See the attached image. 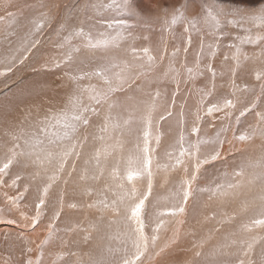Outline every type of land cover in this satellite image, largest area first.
I'll list each match as a JSON object with an SVG mask.
<instances>
[{"label":"snow or ice","instance_id":"snow-or-ice-1","mask_svg":"<svg viewBox=\"0 0 264 264\" xmlns=\"http://www.w3.org/2000/svg\"><path fill=\"white\" fill-rule=\"evenodd\" d=\"M199 2L200 12L189 16L188 0L171 11L164 7L161 15L144 13L136 7V0H68L59 16L42 11L29 21L31 27L18 38L17 46L8 42L10 54L0 60V77L5 78L40 61L41 46L51 37L42 40L38 36L55 21L52 30L58 39L53 48L58 55L50 56L41 66L61 75L51 82L33 81L0 99V185L12 166L32 169L30 179L43 182L37 189L35 215L30 218L33 230L48 207L50 189L61 181L66 185L65 177L78 176L83 185L81 195L92 198L82 207L98 213L87 228L71 222L64 229L57 228L65 207L61 190L47 234L36 245L39 255L35 260L28 257L23 264H43L44 248L53 240H59L61 248L72 245L76 250L50 254L52 264H143L142 257L153 258L150 249L159 256L178 242L180 230L176 229L165 246L155 251L168 217L185 215L190 199L206 195L208 203L216 201L219 209L242 189L255 194L238 210L219 213L218 219L216 211L205 216V221L216 220V226L195 240L188 249L191 256L178 264H264V2ZM30 7L45 9L48 5L41 0ZM157 24L161 33L157 46L138 47L137 40H150L142 33L154 31ZM0 25L6 35H16L10 31L13 26L22 27L13 12L0 16ZM177 26L183 29L179 34ZM168 37L174 44L171 50ZM194 37L198 47L189 65ZM223 40L229 43L225 45ZM246 45L256 50L248 52ZM222 48L228 50L218 71L213 61ZM165 61L164 71L157 72ZM248 61L260 64L252 70L256 83H238L248 75L241 73ZM218 77H227V92L224 84L217 83ZM200 78L205 83L197 87ZM169 83L174 86L170 94L167 87H161ZM61 90L65 102L55 108L56 93ZM240 93L246 94L243 99ZM178 95H183V102L176 111ZM191 97H195L194 108L188 107ZM217 113L221 115L214 117ZM253 113L255 123L239 131L242 118ZM209 117L220 121L210 136L203 127L214 126ZM173 118L177 134L162 148L160 122ZM256 138L261 140L256 146L258 155L239 150V163L231 171L225 167L201 186L204 166L221 161L226 143L231 149L233 141L251 143ZM161 168L182 169L183 175L168 196L153 201L154 175ZM21 179L16 175L10 186L15 187ZM140 183L144 186H138ZM5 196L18 208L24 192ZM67 206L76 209L78 204ZM21 216L29 219L23 212ZM225 226L228 230L211 244ZM149 228L151 235L146 232ZM61 231L84 235L68 241L58 235ZM93 233L98 241L94 245ZM83 246H89L88 250L83 251ZM26 252L31 253L32 248ZM5 264L21 262L7 257Z\"/></svg>","mask_w":264,"mask_h":264},{"label":"bare ground","instance_id":"bare-ground-1","mask_svg":"<svg viewBox=\"0 0 264 264\" xmlns=\"http://www.w3.org/2000/svg\"><path fill=\"white\" fill-rule=\"evenodd\" d=\"M41 0H0V16L6 15L7 12H13L17 14V21L18 24L22 27H16L13 26L10 31H15L16 35H6L4 26L0 25V60L6 55H9V44L8 42L11 41L12 45L15 47L17 46V40L19 37L24 36V34L28 31V28L31 27L29 24V21L39 17L40 13L42 11H48L51 15L59 16L61 13L64 4L68 2V0H43V3L47 4L48 7L45 9L41 8H33L30 7L31 5H36L40 3ZM82 2V0H81ZM105 3L109 2V0H104ZM189 2V8H188V15H194L196 12H200V2L199 0H188ZM210 2V1H209ZM7 3V7H5V4ZM184 3V0H136V7L143 10L144 13L149 15H161L162 9L164 7H167L169 11H171L176 6ZM55 5L56 7H53ZM155 6V7H153ZM53 25L55 26V21H53ZM52 25V28H54ZM46 27V26H45ZM52 28H47L49 30H46V33L44 32L43 35L46 37L48 35H51V42L55 40L57 41V36L54 34L55 32L52 30ZM45 30V29H44ZM183 29L179 31V27L177 28V33L182 32ZM137 33H141L140 29H136ZM47 34V35H46ZM54 34V35H53ZM66 34V33H65ZM143 35H148L150 37L149 41H144L142 39H139L136 41V45L138 47H143L146 45H151L152 47H156L158 44V41L160 39L161 33L159 31V25L157 24L156 29L151 32H143ZM42 35V36H43ZM53 37V38H52ZM169 41V50L174 46L173 41L171 40V37H168ZM54 43V42H52ZM51 45L53 46V44ZM223 44L229 43V40H223ZM47 46V45H46ZM46 46L44 51L41 52V59L38 63L32 64L28 69L22 72L16 73L15 76H12L9 74V77H0V99H3L4 97L11 96L13 93L17 92L19 89H22L26 87L28 84H30L33 81L36 80H47L54 79L61 75L60 72H57L55 70L48 71L41 65H43L44 61L49 59L50 56H54L53 54H50L51 51H54L52 46H50L49 50L45 52ZM198 47V40L194 37L193 46L192 49L189 52V59L188 63L189 65L192 64L194 61L193 51ZM43 48V47H42ZM227 48H222L220 52L217 54V57L213 61L214 67L217 68L219 71L221 68V61L223 60V53L227 51ZM245 50L248 52H253L256 49L253 46L246 45ZM55 55H58V50L55 51ZM167 61L164 62V65L157 68V72L164 71V67H166ZM179 66V65H177ZM260 67V64L253 63L252 61H248L243 68L241 69V73H247L248 75L241 81L238 80V83H249L254 84L256 83L254 79V75L252 74V70L254 68ZM3 68V64L0 63V69ZM207 76V74H206ZM96 82V81H94ZM205 83L204 78H200L196 80L195 84L197 87L203 86ZM218 84H224L225 88L224 91L227 92V77H225L223 80H221L219 77L217 78ZM163 87H167L169 90V94L173 90L174 86L172 84L162 85ZM188 88L192 87V84L189 83L187 85ZM185 86L182 84L181 89L182 92L184 91ZM52 95V94H50ZM64 92L58 91L56 93L57 99L54 101V107L59 108L62 107L65 99H64ZM241 99L244 98L246 94L240 93ZM248 100H251V95L247 96ZM183 102V95H178L177 98V107L176 111L179 110V104ZM188 107L194 108L195 104V97H191L188 99ZM243 105H238V108H242ZM259 110V109H258ZM238 115V111L235 113ZM221 114L217 113L214 114V117H219ZM209 120L213 121L214 126L208 127L207 124H205L203 127L206 130L207 135H213L215 128L219 127L220 121L218 119H214L213 117H209ZM244 121L242 125L237 126L239 131H243L245 128L248 127L249 124L255 123V116L253 114H246V119L242 118ZM191 126V117H189V127ZM175 127V119L172 120H166L160 122V132L163 133L161 138V147L168 145L171 143L176 134L177 130ZM239 131L237 134H239ZM228 138L231 139L232 133L229 131L227 134ZM261 143V140L259 138L254 139L251 143L247 142H237L233 141V146L230 149V146L226 143L223 146L224 151H239L241 149H247L248 152L246 154L256 156L258 155V149L256 148L257 145ZM238 155L235 157V161L238 164L240 160V153H237ZM164 163V161H162ZM225 168L221 163L218 162H211L208 165L204 166L203 171L205 172V178L201 181V186H203L204 183H206L208 180H211L212 177L218 175L221 173ZM33 170L32 169H21L17 166H12L9 169V175L4 178V184L0 185V246H16L13 251H6L0 248V264H5V259L7 257H11L14 261H20L21 264H23V261H25L28 257H31L35 260V258L39 255V250L36 248V245L44 239V237L47 234V225L51 222L52 216H53V205L55 204L61 190L64 192V200H65V207L63 209L62 215L59 218V220L56 221V227L59 229H64L68 226L69 222L72 224H80L84 228L88 227L89 221H92L96 218L98 213L95 211V209H88L87 207H82L83 205H86L91 202L90 197L81 195V188L83 185L79 182L78 176L73 175L71 178L65 177L68 179V183L65 185L63 181L59 182L58 184L54 185L52 189H50L49 197L47 198L48 207L44 209V215L41 217V220L35 229L30 230V224L31 220L30 218L35 215V204L38 203L37 198V189L43 187V182L39 179L32 180L30 179V174ZM21 175L22 179L17 182L18 188L11 187V180L16 175ZM183 175L182 169L177 170H165L163 168L157 170L154 175V181H153V193L150 197V200H155L156 198H163L169 195V193L173 189L174 183L178 180V175ZM162 182L165 184V187L160 183ZM28 185L29 188L27 192L24 191V186ZM138 186L143 187V183H140ZM24 192V197L21 200L19 207H14L10 204V202L7 200V197L5 196V193H7V196H16L17 192ZM254 195V192H249L246 189H242L239 191L237 197L230 201L231 202V210L232 212L234 210H237V207L246 200H250L251 197ZM202 196L198 197L196 201H193L190 199L189 205H193L196 203L204 202V212L206 216H210V206L213 204L217 207V202L213 201L211 203H207L204 198L201 199ZM238 200V201H237ZM71 203H77L78 207L76 209L69 208L67 205ZM28 204L29 210L25 209L23 205ZM207 205V206H205ZM187 206V207H188ZM191 207V206H190ZM11 209V210H9ZM71 210V211H70ZM221 208H217V213H220ZM21 212L25 213L29 219L25 220L21 216ZM109 215H111L109 213ZM169 220V217H168ZM180 220V218H171L169 220V223L167 225V228L165 230H162L160 232V239L157 241L160 243L157 248H155V251H159L161 248L165 246L167 243L169 237L172 236L173 232L176 229L180 230V239L175 245H172L165 249L164 252H162L159 256L155 255V252L152 251V249L149 250L150 255L153 257L152 259H149L147 256L142 257L143 264H178V262L183 261L184 259L191 256V251H188V249H191L190 246L192 244L189 242L191 238L199 239L202 235L205 234L206 230L209 226L213 224L210 220L205 221L204 219L200 221L197 225V227L194 230V233L190 230V228L186 227L185 224H179L177 223ZM11 221H15V223H11ZM239 221H237L238 223ZM28 225V226H26ZM115 227V225L113 226ZM228 230V227H227ZM146 232L148 234H151V229H146ZM202 232V233H201ZM201 233V234H200ZM5 234H8V239L5 240L4 236ZM200 234V235H199ZM59 236L63 237L65 240L72 241L80 239L84 233H68L67 235L61 231L58 233ZM215 237V236H214ZM96 240V233H93V240L92 245L96 244L98 241ZM219 239L215 238L212 240V242H217ZM104 243V242H100ZM91 246V245H90ZM28 247L32 248L31 253H27L26 249ZM89 246H83L82 250L87 251ZM18 250L22 251L23 254L19 253ZM7 249V248H6ZM75 251L76 248L72 245H69L68 247L61 248L60 241L59 240H53L52 243L49 245H46L44 248V256H43V264H52L53 261V255L56 252L59 251ZM74 259V258H73ZM60 264H63V262H60Z\"/></svg>","mask_w":264,"mask_h":264},{"label":"rangeland","instance_id":"rangeland-1","mask_svg":"<svg viewBox=\"0 0 264 264\" xmlns=\"http://www.w3.org/2000/svg\"><path fill=\"white\" fill-rule=\"evenodd\" d=\"M210 0H204V2H209ZM221 2H223V3H245V4H247V3H249V0H221ZM259 2H264V0H259ZM196 14H198V12H196V13H194V15H196ZM56 26V25H55ZM54 25H53V27H55ZM179 27V31L182 29V26H177V28ZM47 28H49L48 26H46L45 27V30L43 31V33L45 32L46 33V30H49V29H47ZM51 29V28H50ZM180 33V32H179ZM55 34V33H54ZM53 34V35H54ZM178 34V33H177ZM242 34V33H241ZM43 35V34H42ZM42 35H40V36H38V38H40V39H44V35L42 36ZM47 35V34H46ZM52 35V34H51ZM51 35H48V36H51ZM8 36V35H7ZM10 36V35H9ZM53 38V37H52ZM52 40V39H51ZM197 40V39H196ZM52 42H55V40L54 41H52ZM51 41L50 42H45L42 46H41V52L42 51H44V49H45V46H46V50H45V52L46 51H48L51 47L50 46H52L51 45V43H52ZM53 44V43H52ZM249 46H251V45H249ZM43 47V48H42ZM50 47V48H49ZM53 47V46H52ZM55 51H57V49L56 50H54V51H51L50 52V54H53V55H55ZM189 55V54H188ZM187 59H189V57H187ZM50 82L51 81H54V79H50L49 80ZM1 94V93H0ZM174 119V118H173ZM174 130V133H175V130L176 129H173ZM237 153H240L239 151H235V150H232V151H224V150H222V155H221V161H223V162H221V161H214V162H218V163H221L222 165H223V167L225 168V167H227V169L229 170V171H231L235 166H236V161H235V157L238 155ZM180 177H182V175L181 174H179L178 175V179L180 178ZM155 179V178H154ZM164 187H165V184H163L162 182H160ZM16 187V189L18 188V184L15 186ZM28 189H31V188H29L28 187ZM20 192V191H19ZM19 192H17V193H19ZM255 194V193H254ZM204 198V200L208 203V200H207V196L205 195V196H202L201 197V199H203ZM238 201V200H237ZM21 202V201H20ZM192 203H193V201H192ZM230 205H231V202H229V203H227L224 207H222L221 208V210H220V213L221 212H228V213H231L232 212V210H231V207H230ZM191 206V207H190ZM190 206H188L187 207V212H186V214L185 215H183V216H177V217H169V220H171V218H180V220H183L184 221V223L183 224H185L186 225V227H188V228H190V230L192 231V233H194V230H195V228L197 227V225H198V223L200 222V221H202L203 219H204V217L206 216L205 215V212H204V202H200V203H196V204H193V205H190ZM23 207L25 208V209H27V210H29V207L30 206H28V204H26V205H23ZM237 210H238V207H237ZM71 211V210H70ZM214 211H216L217 212V207L215 206V205H211L210 206V209H209V212H210V215H211V213L212 212H214ZM219 218V214L217 215V219ZM95 220V219H94ZM211 222H213V224L211 225V226H209L206 230H204V231H206L207 232V230L208 229H210V228H213V227H215L216 226V220H210ZM227 227L228 226H225L220 232H217L214 236L215 237H213V239H215V238H217V239H220V236L222 235V233L224 232V231H227ZM29 229L30 230H32V228L31 227H29ZM205 232V233H206ZM202 233V232H201ZM200 233V234H201ZM194 234H196V233H194ZM199 234V235H200ZM149 235H151V234H149ZM212 239V240H213ZM195 240H198V239H194V238H191V240L189 241L191 244L195 241ZM212 240L210 241V243L211 244H214V243H216V242H212ZM95 242L97 241V239L96 240H94ZM160 245V243H156V246H155V248H157V246H159ZM4 247V250H6V251H13L14 249H15V247L16 246H3ZM3 247L2 246H0V248H2L3 249ZM191 247V246H190ZM7 248V249H6ZM17 251L19 252V253H21L22 254V251H20V250H18V248H17ZM175 264V263H174Z\"/></svg>","mask_w":264,"mask_h":264}]
</instances>
